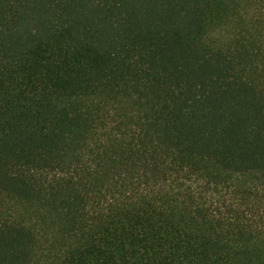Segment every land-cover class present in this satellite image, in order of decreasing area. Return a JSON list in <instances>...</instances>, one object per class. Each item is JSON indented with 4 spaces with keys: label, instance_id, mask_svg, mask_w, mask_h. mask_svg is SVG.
<instances>
[{
    "label": "trees",
    "instance_id": "1",
    "mask_svg": "<svg viewBox=\"0 0 264 264\" xmlns=\"http://www.w3.org/2000/svg\"><path fill=\"white\" fill-rule=\"evenodd\" d=\"M0 264H264V0H0Z\"/></svg>",
    "mask_w": 264,
    "mask_h": 264
}]
</instances>
